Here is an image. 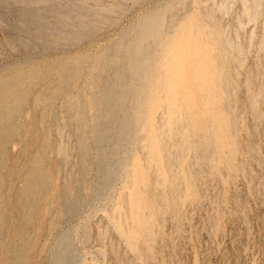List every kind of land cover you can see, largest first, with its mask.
I'll use <instances>...</instances> for the list:
<instances>
[{
    "label": "rangeland",
    "instance_id": "1",
    "mask_svg": "<svg viewBox=\"0 0 264 264\" xmlns=\"http://www.w3.org/2000/svg\"><path fill=\"white\" fill-rule=\"evenodd\" d=\"M14 79L0 264H264V0H0Z\"/></svg>",
    "mask_w": 264,
    "mask_h": 264
},
{
    "label": "bare ground",
    "instance_id": "2",
    "mask_svg": "<svg viewBox=\"0 0 264 264\" xmlns=\"http://www.w3.org/2000/svg\"><path fill=\"white\" fill-rule=\"evenodd\" d=\"M53 1V0H52ZM99 6V5H98ZM104 8V7H103ZM77 9V8H76ZM101 11V10H100ZM61 13V12H60ZM66 14H67V12H65ZM67 15H69V14H67ZM72 16V15H71ZM75 16V15H74ZM39 20V19H38ZM68 21H69V16H65V18L64 19H62V20H59V24H60V26L61 25H63V24H67L68 23ZM70 21H72V19L70 20ZM45 23V22H44ZM84 23V22H83ZM155 25H156V23H155ZM55 26H56V24H55ZM38 27H39V25H38ZM47 27V26H46ZM67 28V27H66ZM155 28V27H154ZM144 31L142 32V34H141V36H140V38H142V37H144L145 35H148L150 32H151V28L150 27H146V28H144L143 29ZM58 31V30H57ZM61 32V31H60ZM152 33H153V31H152ZM46 34V33H45ZM62 34H64V33H62ZM71 35V34H70ZM41 36V35H40ZM50 36V35H49ZM149 36V35H148ZM153 36V35H152ZM58 37H59V35H58ZM70 37V36H69ZM68 37V38H69ZM53 38V37H52ZM50 40H51V38H50ZM70 40V39H69ZM136 44H140L139 42H137ZM125 45V44H124ZM133 46V45H132ZM149 47V46H148ZM140 48H141V45L138 47V49H137V47H136V45H135V49H136V51L137 50H139L140 51ZM133 49V48H132ZM104 52V51H103ZM78 65V64H77ZM72 64H64L63 66H60L61 68H60V78H62L63 79V81L62 82H60V83H62L63 85L66 83V80H68V78L70 77V75H71V73H73V70H72ZM127 66V65H126ZM73 68L75 69L76 67H75V64H73ZM126 69V68H125ZM78 70V69H77ZM76 73V72H75ZM58 76H59V74H58ZM102 77H104V76H102ZM128 77H129V75H128ZM39 78V77H38ZM59 78V77H58ZM37 79V78H36ZM61 79V80H62ZM102 80H103V78H102ZM46 81V80H45ZM51 81H52V78H48V80L46 81L48 84H50L51 83ZM57 81H58V79H57ZM69 81H70V78H69ZM31 84V83H30ZM46 85V84H45ZM66 86H68V85H66ZM19 87V84H18V79H14V80H12V84H11V87H10V89L12 90V92H10L9 90H4L2 87H0V114L1 113H3V114H5L6 115V117H14L15 115H13V114H15L17 111H18V109H19V106L20 107H22V104L26 101V100H24V99H22L21 100V97L19 96V99L17 98V99H12L13 97L15 98V97H18L17 96V94L19 93V95H20V89L18 88ZM31 87V86H30ZM61 87H62V85H61ZM58 88H59V86H58ZM115 88V87H114ZM27 89H29V88H27ZM63 89V88H62ZM115 90V89H114ZM125 90V89H124ZM123 90V91H124ZM59 91H57V93H58ZM129 92H130V90H129ZM23 94V93H22ZM21 94V95H22ZM47 95V94H46ZM130 95V94H129ZM56 96V95H55ZM43 97V96H42ZM124 97V96H123ZM56 98V97H55ZM60 98V97H59ZM44 99H45V97H44ZM52 99V98H51ZM50 99V100H51ZM58 99V98H57ZM101 99V98H100ZM110 99H112V98H110ZM14 100V101H13ZM29 100H30V98H29ZM55 100V99H54ZM10 101H13L12 103H10ZM52 101V100H51ZM53 102V101H52ZM27 103H28V105H29V102H28V100H27ZM26 103V104H27ZM48 105V104H47ZM127 105V104H126ZM71 106V105H70ZM24 108V107H23ZM76 108V107H75ZM25 110V109H24ZM21 111H23L22 109H21ZM26 111V110H25ZM27 111H28V108H27ZM26 111V112H27ZM34 112V111H33ZM78 113H79V111H77ZM127 113V112H126ZM22 114V113H21ZM24 114V113H23ZM35 114H38V113H35ZM9 115V116H8ZM19 115V114H18ZM30 115V114H29ZM120 115V114H119ZM77 116L78 115H76V118H77ZM130 116V115H129ZM38 118V117H37ZM36 118V119H37ZM76 120V119H75ZM82 125V124H81ZM83 127V126H82ZM24 130V129H23ZM180 136H178V138H179ZM159 140V139H158ZM159 142H161V140L159 141ZM164 147V146H163ZM160 152H162V151H159V154H160ZM166 152V150L164 151V153ZM167 153V152H166ZM168 157V156H167ZM164 160V159H163ZM167 161H169V160H167ZM165 163V162H164ZM167 163V162H166ZM172 184H174V183H172ZM29 186L32 188V189H35V188H37V184L35 183V182H31L30 184H29ZM69 189H70V187H69ZM36 190V189H35ZM74 191V190H73ZM53 193H56V191L54 190V192ZM73 193V192H72ZM71 193V194H72ZM70 194V195H71ZM58 195V194H57ZM56 196V195H55ZM72 198H73V196H72ZM50 201H52V200H50ZM50 204H51V202H50ZM138 207V206H137ZM138 209V208H137ZM27 261H28V256H27Z\"/></svg>",
    "mask_w": 264,
    "mask_h": 264
}]
</instances>
